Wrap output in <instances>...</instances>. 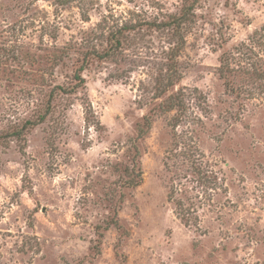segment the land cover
Listing matches in <instances>:
<instances>
[{"label": "rangeland", "instance_id": "1", "mask_svg": "<svg viewBox=\"0 0 264 264\" xmlns=\"http://www.w3.org/2000/svg\"><path fill=\"white\" fill-rule=\"evenodd\" d=\"M183 2L0 0V264H264V98L230 96L217 74L222 51L255 31L263 40L264 0L196 2L175 88L188 109L176 127L174 112L153 110L142 181L112 202L121 227L104 230L100 242L95 226L113 217L103 193L123 191L113 167L130 165L135 125L158 103L141 106L140 91L164 40L142 30L143 49L138 58L129 51L126 65L144 67L121 82L110 75L122 67L95 62L82 73L84 89L55 93L43 123L10 136L36 119L55 85L73 84L78 52L66 50L56 63L53 53L78 45L99 22L152 21ZM256 51L264 59V47ZM83 98L96 129L85 125Z\"/></svg>", "mask_w": 264, "mask_h": 264}, {"label": "trees", "instance_id": "2", "mask_svg": "<svg viewBox=\"0 0 264 264\" xmlns=\"http://www.w3.org/2000/svg\"><path fill=\"white\" fill-rule=\"evenodd\" d=\"M198 0H184L182 6L176 13L167 14L161 18H155L152 21H123L118 23H107L106 21L99 22L96 28L82 33L78 45L74 42L70 46L64 47L63 50L53 53L54 61L56 63L58 57L66 50L78 52L80 58L77 59L78 63L75 64V69L72 74L73 84L70 87H63L62 85H55L50 91L47 99L46 107L38 112L36 119H27L22 123L21 127L16 129L15 132L11 131V137H19L25 135V131L31 126L41 124L45 121L48 114L52 113L53 101H56L54 94H74L79 89L85 88V78L82 76L84 71L90 69L95 63L111 62L112 64L122 67L119 74L110 75L112 80L124 82L130 72L140 65L139 62L131 66L129 69L126 64L127 55L129 51L131 54L138 58V49H143V42L146 35L145 32H152L159 39H163L165 46L161 47L160 55L154 56L155 58L149 62L148 70L150 81L147 86L141 89L142 97L139 104L147 106L152 101L157 100L156 107L150 108L146 114L143 115L141 121L135 125L134 137L130 139L131 145L129 150V164H116L113 169L120 175V188L123 189L117 195H109L103 193L106 197L102 200L105 206H108L109 212L113 217L105 221L103 225L95 226V234L97 242H100L104 230L110 226L120 228L119 219L117 217V209L112 208V202H122L127 195V192L135 189L142 181V169L140 165V157L142 154L141 142L148 133L153 122L155 108L161 112H174L172 117L176 127L181 119L180 116L185 114L188 105L186 96L183 94V89L176 88L181 78L180 72V53L185 44V34L187 28L192 22L194 16V6ZM144 30L145 32H142ZM258 35L255 31L248 39V43H241L238 47L234 48V52L222 51L219 57L218 78L221 81L222 87L225 92L230 96L240 99L241 96L249 98L260 97L264 98V59L260 53L256 51L261 46L264 47V38L254 39ZM103 41L104 46H102ZM137 41V42H136ZM134 52H137L135 55ZM13 55V52H12ZM133 62L134 61H130ZM141 97V96H140ZM82 107L84 114V122L86 127L97 128L100 122L95 116L91 105L86 98H83ZM143 100V102H142ZM55 121V120H53ZM173 134V138H174ZM18 139V138H17ZM49 144V142H48ZM178 148V147H177ZM184 150L182 156L185 159H190L191 151ZM53 150V145H52ZM195 168L194 174H199V169ZM176 214L178 217L185 221L184 209L180 201L176 200ZM91 251L95 250L94 247L90 248ZM97 250V248H96Z\"/></svg>", "mask_w": 264, "mask_h": 264}]
</instances>
